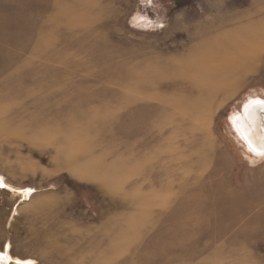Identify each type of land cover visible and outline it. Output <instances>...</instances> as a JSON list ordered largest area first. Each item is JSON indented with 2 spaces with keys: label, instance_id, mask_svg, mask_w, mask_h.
Masks as SVG:
<instances>
[{
  "label": "rangeland",
  "instance_id": "rangeland-1",
  "mask_svg": "<svg viewBox=\"0 0 264 264\" xmlns=\"http://www.w3.org/2000/svg\"><path fill=\"white\" fill-rule=\"evenodd\" d=\"M264 0H0V252L264 264Z\"/></svg>",
  "mask_w": 264,
  "mask_h": 264
},
{
  "label": "bare ground",
  "instance_id": "bare-ground-1",
  "mask_svg": "<svg viewBox=\"0 0 264 264\" xmlns=\"http://www.w3.org/2000/svg\"><path fill=\"white\" fill-rule=\"evenodd\" d=\"M257 100V99H255ZM248 101L243 105L240 113H235L231 117V125L239 138H243L250 143L248 149L256 152H261L258 156L264 155V108L258 104H248ZM248 150V151H249ZM255 154V153H253ZM257 155V154H255ZM0 186L13 194L17 195L19 202L26 200L31 196L33 191L30 189L18 190L8 186L2 179H0ZM9 244H7L0 252V264H35L34 261L20 260L13 256L9 250Z\"/></svg>",
  "mask_w": 264,
  "mask_h": 264
},
{
  "label": "water",
  "instance_id": "water-1",
  "mask_svg": "<svg viewBox=\"0 0 264 264\" xmlns=\"http://www.w3.org/2000/svg\"><path fill=\"white\" fill-rule=\"evenodd\" d=\"M259 101H264L263 99H257V100H255V101H251L250 103H248V104H258L259 105ZM236 133V132H235ZM240 139V141L244 144V146H245V148L247 149V150H249L248 148L249 147H251L250 146V143L248 142L247 143V141L244 139V137L243 138H239ZM249 152L251 153V154H253V153H255V154H257V155H259V154H261V152H254V151H252L251 149L249 150ZM254 155V154H253Z\"/></svg>",
  "mask_w": 264,
  "mask_h": 264
},
{
  "label": "snow or ice",
  "instance_id": "snow-or-ice-1",
  "mask_svg": "<svg viewBox=\"0 0 264 264\" xmlns=\"http://www.w3.org/2000/svg\"><path fill=\"white\" fill-rule=\"evenodd\" d=\"M258 103H259V105H260L262 108H264V101H259ZM0 258H2V257H0Z\"/></svg>",
  "mask_w": 264,
  "mask_h": 264
}]
</instances>
